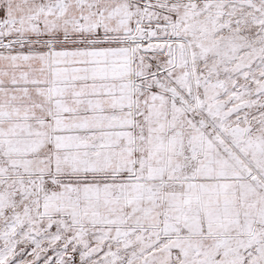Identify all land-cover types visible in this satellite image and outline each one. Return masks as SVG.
I'll list each match as a JSON object with an SVG mask.
<instances>
[{
    "label": "snow or ice",
    "instance_id": "snow-or-ice-1",
    "mask_svg": "<svg viewBox=\"0 0 264 264\" xmlns=\"http://www.w3.org/2000/svg\"><path fill=\"white\" fill-rule=\"evenodd\" d=\"M0 264H264V0H0Z\"/></svg>",
    "mask_w": 264,
    "mask_h": 264
}]
</instances>
